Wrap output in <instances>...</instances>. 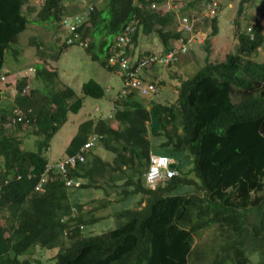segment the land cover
<instances>
[{"label":"trees","instance_id":"obj_1","mask_svg":"<svg viewBox=\"0 0 264 264\" xmlns=\"http://www.w3.org/2000/svg\"><path fill=\"white\" fill-rule=\"evenodd\" d=\"M162 1L107 0L104 9L83 6L79 13H70L71 17L81 16L83 22L76 29L74 43L87 41L85 51L89 58L106 70L113 71L106 67L113 42L134 20L138 25L131 43L136 45L140 35L156 34L163 46L161 57L168 62L152 63L146 68H157V75L162 74L161 81L156 77L150 84L156 90L155 96L144 100L137 96L140 85L135 89L123 86L119 94L124 91L127 95L118 94L112 101L110 119L116 126L101 119L95 123L86 120L78 126L67 149L68 155H73L91 134L100 135L99 143L113 156L112 164L87 155L85 164H79L80 169H87L85 175L93 174L100 181L96 187L99 191L111 184L118 200L116 208L125 201L128 208L137 198L144 206L136 211L125 208L114 212L117 226L112 224L102 233H98L103 227L98 210L91 209L90 218L85 221L83 215L66 224L56 220L51 235L41 244L58 249L51 258L53 264H199L204 256L196 257L189 241L213 226H217L224 240L215 249L210 264L230 260L232 264H250L249 257L253 255L264 264V63L253 58L264 44V37L258 23L248 34L238 31L241 22L236 20L235 54L219 64L205 59L204 66L194 75L183 74L176 67V55L172 60L166 58L174 51H169L170 47L186 35L178 29L167 32L173 13L161 14L152 8L162 6ZM249 1L239 2L238 18ZM214 4L215 0H205L200 12L180 16L191 22L188 36L192 35L198 16L217 9ZM21 5L22 0H0V84L3 78L16 73L21 61L19 52L12 50L24 30L20 17L14 16L19 14ZM190 6L195 7L196 3L190 2ZM62 15L59 0H44L39 14L42 21H58ZM216 24V20L211 21L213 37L217 34ZM57 29L55 26L53 31ZM149 57L151 54L146 53L140 58ZM39 67L34 66L35 78ZM45 75L51 76L46 72ZM18 79L15 97H11L10 86L0 85V176L13 177L0 190V202H23L46 165L42 152L48 150L51 138L66 123L68 112L77 114L82 108V100L67 88L43 99L33 93L21 96V91L29 87L30 76ZM174 80L178 81L176 88L166 90L165 86L168 88ZM82 93L92 99L105 95L104 89L91 80L83 84ZM16 108L24 116L12 124L11 120L19 117L11 113ZM8 123L9 127H4ZM30 128L34 137H40L34 152L24 148ZM150 157L172 160L169 168L176 176L153 189L145 186ZM186 164L190 168L184 174ZM106 169L110 172L107 177ZM189 174L193 178L187 177ZM54 179L62 185L65 177L57 172ZM182 187H188L189 194H171ZM45 188L47 191L48 186ZM63 202V198L52 196L46 209L54 217H67L68 208ZM86 226L90 229L83 234ZM28 247L32 245L9 244L1 232L0 264L16 262Z\"/></svg>","mask_w":264,"mask_h":264},{"label":"rangeland","instance_id":"obj_2","mask_svg":"<svg viewBox=\"0 0 264 264\" xmlns=\"http://www.w3.org/2000/svg\"><path fill=\"white\" fill-rule=\"evenodd\" d=\"M241 0H215L214 7L217 9L213 12L210 10V15H202L210 18V21H217V34L212 36V28L209 27V32L199 39L196 36L191 35L189 43L185 47L177 45L180 51L176 57L177 62L182 63L180 66H176L178 70L183 71V68L193 66L196 71H199L205 63V59L210 64H219L224 62L226 56L235 54L238 47L237 34L235 23L236 20L241 22V28L238 31L249 32V29L259 25V32L264 37V0H250L245 4L243 15L238 18L237 12L239 8V2ZM107 0H60V4L64 11L71 14L79 13L81 7L86 6L94 9H104ZM190 2L196 3L195 7H189ZM205 0H163L162 6H155L156 11L161 14L173 13L171 26L166 27L167 32L174 33L179 28L181 22L180 16L196 14L201 11L202 5ZM43 0H22V7L20 10L21 20L20 24L24 28L22 33L17 38L16 44L13 45L14 51L19 52L21 61L17 64L16 79L14 77L7 79L4 83L15 84L19 81L18 78L24 77L30 74L29 70H32L35 65L45 66L46 68L54 71L57 75L61 76V83L69 85L71 90L75 93L76 97L82 100V108L77 114L69 113L66 123L61 127L56 137L50 142L48 151L42 152V158L47 160L49 164L53 163L58 157H60L69 144L70 140L77 134V127L86 121L88 118L94 121L104 120L109 125L115 127L116 125L111 120L112 104L111 100L117 96L123 87V82L119 75L115 72H110L101 67L98 63L91 61L85 49L78 45L68 46L67 49H60L63 46L66 35L57 29L53 31V28L59 24V22L52 21L38 22L40 20L39 12L42 8ZM157 28V26L155 27ZM140 40L145 46L142 51L144 54L150 53L157 58H162L160 52H162L163 46L156 34H149L147 37L140 35ZM87 43V41H85ZM169 45H173L170 42ZM60 49V50H59ZM130 49V48H129ZM11 50V52H12ZM131 50V49H130ZM257 53L253 57L255 61L264 63V44L261 49L256 51ZM59 53V54H58ZM57 61V67L55 65ZM59 71V72H58ZM94 81L99 84L104 90L110 88V91L105 93L101 99H92L86 97L82 93V85L88 81ZM15 81V83H14ZM40 84L34 81V77L29 82V95L33 93L34 89L39 90ZM56 88L59 87V83L56 82ZM41 89V88H40ZM27 95V96H29ZM42 96L41 93H37L36 97ZM11 97H15L11 95ZM144 100H150L151 98H143ZM7 104V103H5ZM104 108V109H103ZM6 127L7 124H6ZM31 137L27 139L24 148L30 152L36 151V141L40 140V137H33V131L28 129ZM25 139L24 134L20 135ZM150 137V136H149ZM82 154L87 157L85 152ZM158 154V153H153ZM160 155H166L164 153ZM98 157L103 162L112 164L113 156L103 150L100 143H97L94 149L89 153L88 157ZM186 169H183L182 173H186L189 170V164L185 165ZM110 172L106 169L104 176H109ZM189 178H193L191 174L187 175ZM111 184L105 186V191H101V195L97 194L96 200H102L107 198L106 201L94 203L92 205L94 210H98L100 215V222H103L102 229L98 230V233L106 232L111 225L117 226L114 222V212L120 209H128L130 211L140 210L144 203L140 206L138 203L139 198L129 204V207H125L126 201L116 208L118 202L117 196L111 191ZM190 189L188 187L177 188L171 194L172 195H187ZM95 191L89 192L80 201L81 204H88L92 201L91 198ZM190 193H193L191 191ZM252 197V195H251ZM110 203L109 209L104 208L105 204ZM108 214V215H107ZM89 226L84 229L83 234H87ZM224 237L220 236L217 226L210 227L207 230H203L192 237L189 241L190 247L194 250L197 256H204V259L199 264H210L215 249L223 243ZM232 259V255L230 256ZM250 264H260V258L258 256H250ZM40 264H53L52 262L40 260ZM225 264H232L231 260L226 261Z\"/></svg>","mask_w":264,"mask_h":264},{"label":"clouds","instance_id":"obj_3","mask_svg":"<svg viewBox=\"0 0 264 264\" xmlns=\"http://www.w3.org/2000/svg\"><path fill=\"white\" fill-rule=\"evenodd\" d=\"M43 4H44V0H43ZM60 7L62 8L61 4H60ZM152 7L155 8V6L153 5ZM62 9L64 10V8ZM20 10H19V14L14 15V16L16 18L20 17V19H22L20 15ZM207 15L211 16L210 12ZM52 21H55V20L52 19L49 21H42L41 18L40 20H38V22H41V23L42 22L50 23ZM56 22H59V24L57 25L58 29H60L66 35L65 41L63 42L64 44L62 48L60 49L66 50L68 46L76 45L74 43V39L76 37L75 32H76V29L79 28L83 23L81 16L73 15L71 17L69 12L64 11V15H62L59 18V20ZM65 25L66 26L73 25L74 30L68 31V29L65 28ZM137 25H138V22L134 20L130 22L123 29L120 35L113 42V46L110 48L108 55L106 57V67H110L111 70H113L111 72H115L119 75L122 82L124 81L123 82L124 88L128 87L125 72L128 69L131 72H134L135 71L134 69L136 68L137 64L141 60L144 59V58H140V57H144V55L137 57V58L134 57L133 55L134 54L133 53L134 43H131V36L136 33L135 29ZM179 28H180V31H182L183 34L186 35L185 37H191V35L188 36L187 35L188 33H185L182 30V20L179 24ZM65 45L67 46L66 48H64ZM174 45L170 47L169 51L174 47ZM78 46H81L85 49L87 47V43L85 42L80 43L78 44ZM151 56L153 55L151 54ZM55 65L57 67V61ZM38 71H39V74L37 78H35L36 70L34 67L32 70H29L30 74L27 75V76H30V79L28 80L29 82L32 79V77H34V81L40 84V87L38 88L39 90L34 89L35 96L37 95V93L42 94V96L38 98L43 99L44 96H47V95L52 96L56 93L63 92L62 90L65 88H67L69 92L72 91L69 85H65L61 83L60 74L57 75L54 71L46 68L45 66L39 67ZM144 71H147V69L144 68V69L138 70L136 74V80L139 82L140 87L149 86L151 84V82H147L142 79L141 74ZM45 72L51 76L47 77L45 75ZM12 77L16 79V74H13L9 76L8 78H3L0 85L1 87L5 85L10 86L11 88L9 92L11 95L15 96L18 93L15 88V84H16L15 81H14L15 84L13 85L4 83L5 80L10 79ZM56 82L59 83L58 88L55 87ZM28 90H29V87L22 90L21 96L29 95ZM109 91H110V88L106 87V89L104 90V93H107ZM2 93L6 96V92L3 91ZM73 94L76 97L74 92ZM121 95H127V94L123 91L121 94H119V96ZM155 95L156 93L143 95L141 92H139L137 96L143 99L147 97L152 98ZM3 99L5 100V97ZM16 110L17 111H12L11 113L19 117L16 120L12 119L11 120L12 124H14V122L21 121L20 115L24 116L20 110H18L17 108ZM112 110H113V107H112ZM69 113L70 112H68V114ZM87 120H91V119L88 118ZM10 123L7 124L8 127ZM4 127H6V125ZM59 130L57 131V133L59 132ZM77 130H78V127H77ZM21 134L22 133H19L18 135L20 136ZM56 134L51 138L50 142L54 139V137H56ZM30 138L31 137H29V139ZM101 139L102 137L100 135L91 134L88 137L87 141L78 149V151L75 154L69 156L67 153V149L70 145V142L72 141L71 139L69 144H67V147L64 150V153L60 157H58L53 163L49 164L45 158L44 161L46 165L43 171L41 172V174L39 175V180H37V182L35 183V186L31 189V191L28 192L27 196L25 197L22 203H14V202H9V201L0 202V204H2V206L0 207V233L2 232L4 234V237L8 240L9 244L15 243V242H21L23 245H28V244L32 245V247H28V250L25 251L23 255L17 258L16 262L7 263V264H40L41 262L40 260L45 261V262L47 261V263L52 262L51 258L58 249L56 248V246H52V248L42 247L41 244H43L42 242L46 237L51 235L54 229L56 220H59L61 224H66V221H68L69 219H74L78 216L83 215L82 218L85 221L86 219L90 218L91 209H93L92 205L94 203H98L99 201H102V200L106 201L107 198H104L102 200H96L94 202V199L98 198L97 194L101 195V191L96 189V187L100 185V181L96 179L93 176V174L87 173L85 175L84 173H86L87 169H80V166L85 164L86 159H87L82 154V152H85L87 155H89V153L94 149L95 145L99 143ZM90 141L92 142V145L88 149L82 150L84 145ZM78 156H81L83 160L80 161L77 158ZM77 162L80 163L81 165L77 164ZM57 172L61 173V175L65 177L62 185H60L54 179V175L57 174ZM74 172L76 173L74 174ZM12 178H13L12 175L0 176V190L7 187L10 184V182L13 180ZM16 180L19 181L20 177L17 176ZM144 183H145V186H147L145 177H144ZM46 186H48L47 191L45 188ZM93 191H95V193L91 197L93 198L92 201L88 202L87 205L86 203L81 204L80 201L82 200V198H84V196L88 194L89 192H93ZM52 193L54 195H52ZM52 196H54L55 198H63L64 200L63 203L66 204L68 208L69 215L67 217H60L58 215L54 217L46 209V203L48 201V198H52ZM143 203L144 202L140 201L139 202L140 206ZM110 206H113V205L107 202L104 208L109 209ZM100 215L102 214L98 212L97 217H100ZM86 228L87 226L85 227V230Z\"/></svg>","mask_w":264,"mask_h":264},{"label":"built area","instance_id":"obj_4","mask_svg":"<svg viewBox=\"0 0 264 264\" xmlns=\"http://www.w3.org/2000/svg\"><path fill=\"white\" fill-rule=\"evenodd\" d=\"M153 8V7H152ZM65 28L68 29V31H73L74 26L69 25ZM182 30L185 33L191 32V22L187 18L182 19ZM191 37H184L183 40H179L177 43H175L174 47L172 48L174 51H170L167 56V60L174 59L173 57L178 55V53L182 50H179L177 48V45L180 44L181 47H185L188 43ZM168 61H166L163 58H157L155 56H151L149 58H144L141 60L136 68L134 69V72H131L129 69L125 72L126 78H127V86L131 87L132 89H135L139 87V82L136 80V74L138 70L148 68L152 63H156L159 65L166 64ZM129 78V79H128ZM140 92L143 95L147 94H154L156 93V90L153 86H145L140 87ZM92 145V142H88L84 145L82 150L88 149ZM80 161L83 160L81 156L77 157ZM173 164V161L164 157H150L149 159V167L147 170V173L145 175V181L148 187L155 188L158 184H163L164 182H168L171 178L176 176V173L171 171L169 168L170 165Z\"/></svg>","mask_w":264,"mask_h":264},{"label":"crops","instance_id":"obj_5","mask_svg":"<svg viewBox=\"0 0 264 264\" xmlns=\"http://www.w3.org/2000/svg\"><path fill=\"white\" fill-rule=\"evenodd\" d=\"M198 17L199 18H197V22L194 24V26L192 28V36H196L199 39L200 37L205 36L209 32V29H210L209 27L211 25V21H210V18L205 17V16H198ZM142 44H143V42L140 40V36H139L136 45L135 46L133 45L134 57L137 58V57L144 55V53L142 51L145 49V46H143ZM144 51H147V50H144ZM179 62H181V61H179ZM179 62H177V64H179L177 66H180L182 64ZM156 70H157V68H151L147 71H144L141 74L142 79L144 81L151 82V81H154V79L157 77L158 80L161 81L162 74H160V76L157 75ZM161 72H163V68L160 69V73ZM190 72L192 73V75H194L197 71L195 70V68L193 66H188V67L183 68V74L189 75ZM191 73H190V75H191ZM177 85H178V81L174 80V81H172L171 85L168 86V88H167V86H165V89L166 90L167 89L174 90ZM113 98L115 99L116 96ZM110 100H111V104H112L113 100L112 99H110Z\"/></svg>","mask_w":264,"mask_h":264},{"label":"bare ground","instance_id":"obj_6","mask_svg":"<svg viewBox=\"0 0 264 264\" xmlns=\"http://www.w3.org/2000/svg\"><path fill=\"white\" fill-rule=\"evenodd\" d=\"M77 164H80V163L77 162Z\"/></svg>","mask_w":264,"mask_h":264}]
</instances>
